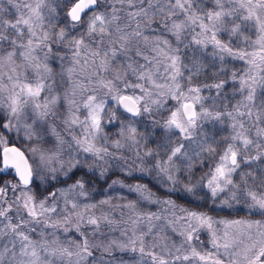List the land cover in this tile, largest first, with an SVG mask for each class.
<instances>
[{"label": "snow or ice", "instance_id": "6c2138e0", "mask_svg": "<svg viewBox=\"0 0 264 264\" xmlns=\"http://www.w3.org/2000/svg\"><path fill=\"white\" fill-rule=\"evenodd\" d=\"M0 264H264V0H0Z\"/></svg>", "mask_w": 264, "mask_h": 264}, {"label": "trees", "instance_id": "16d2710c", "mask_svg": "<svg viewBox=\"0 0 264 264\" xmlns=\"http://www.w3.org/2000/svg\"><path fill=\"white\" fill-rule=\"evenodd\" d=\"M6 7H9V11L10 12L14 11L13 9L10 8V6L6 5ZM235 67L239 68V67H242V65L239 64V63H235ZM231 87H232V85L230 84L228 86V89L230 90ZM109 130L110 131H114L115 129L114 128H110ZM217 134H218V136H224V135H227L228 133L226 131H219ZM161 135H162V133H161ZM118 175H119V173L117 172V173H113L111 176H109L108 177V183H110L111 180L115 179ZM5 178H7V177H5ZM128 182L135 183L136 181L135 180H129ZM140 182L148 183V180L145 178V179H142ZM149 186L152 187L151 184ZM100 187H101V189L106 188L107 187V183H101ZM153 190L155 191L156 189L153 188ZM112 195H114V193ZM100 198H102L101 195H97L96 196V199H100ZM171 198L176 200L177 204H179V205H182V206L188 207L190 209H194V210H201V211L208 210L210 215H213V216H216V217L236 218L238 215L239 216L245 215V213H242V212L241 213H236L234 211H230L226 207H216V208L213 209L211 207L210 203L209 204H205L203 201L189 202L188 199H185L182 196L173 195ZM221 199H223V197H221ZM216 203H217V205H219V201H217ZM151 209L156 210L157 208L156 207H151Z\"/></svg>", "mask_w": 264, "mask_h": 264}, {"label": "rangeland", "instance_id": "374dc122", "mask_svg": "<svg viewBox=\"0 0 264 264\" xmlns=\"http://www.w3.org/2000/svg\"><path fill=\"white\" fill-rule=\"evenodd\" d=\"M113 193H109V195H112ZM115 194V193H114ZM125 195H127V193L125 192ZM130 199H132V198H134V197H132V196H130L129 197ZM146 207H150V206H146ZM152 211H156V210H153V209H151ZM216 217V216H215ZM216 218H221V217H216ZM259 217H253V219H258ZM200 239L202 240V241H204L205 242V247H207V239H208V237H207V235H201V237H200ZM178 242V241H177Z\"/></svg>", "mask_w": 264, "mask_h": 264}]
</instances>
